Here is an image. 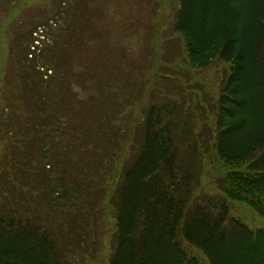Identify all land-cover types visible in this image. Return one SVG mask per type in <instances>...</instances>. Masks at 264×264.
I'll return each mask as SVG.
<instances>
[{"label": "trees", "instance_id": "16d2710c", "mask_svg": "<svg viewBox=\"0 0 264 264\" xmlns=\"http://www.w3.org/2000/svg\"><path fill=\"white\" fill-rule=\"evenodd\" d=\"M18 1L0 0V11ZM176 1L162 41L172 45L177 36L198 69L214 60L229 65L213 125L215 152L229 165L220 185L225 198L196 192L202 166L193 129L173 115L174 105L158 99L142 112L130 154L116 169L112 159L121 157L131 130L111 122L115 104L108 119L85 131L84 96L68 97L71 78L85 77L87 66L97 64L66 67L55 53L68 52L74 17L62 25L56 20L54 31L48 25L42 39L33 37L42 19L27 24L19 17L14 42L26 58L16 56L19 67L10 71L16 81L9 86L15 92L21 85L15 112L24 140L14 134L17 125L0 120L11 143L0 168V264H75L71 257H93L101 246L96 200L105 194L114 221L108 264H202L184 243L209 264H264V229L230 216L226 202H246L264 217V0ZM67 4L83 11L76 0ZM167 48L162 51L169 55ZM120 86L102 83L100 92L114 100ZM114 171L118 176L108 178Z\"/></svg>", "mask_w": 264, "mask_h": 264}, {"label": "rangeland", "instance_id": "374dc122", "mask_svg": "<svg viewBox=\"0 0 264 264\" xmlns=\"http://www.w3.org/2000/svg\"><path fill=\"white\" fill-rule=\"evenodd\" d=\"M76 1L77 7L82 6L83 11L68 10L67 0H61L59 5L58 0H19L13 8L0 11V120L5 118L7 122L17 125L19 129L14 134L20 137V118L15 112V107L20 104L16 98L20 97L21 85L20 90L15 92L14 87L9 86L11 81H16L14 76H10V71L19 67L16 56L25 59L26 54L22 53L14 42L13 24L19 17L24 18L27 24L42 19L43 26H37L33 34L35 37L36 34H45L48 25L54 27L56 20L62 25L68 22V17H74L69 28L71 45L68 52L55 53L66 67L85 68L86 64H97L93 70L87 66L85 77L75 76L70 82L68 97L77 99L78 96H84L81 98V105L86 113L84 112L81 118L82 129L86 131L95 124L100 125L104 118L108 119L106 114L109 113L110 106L115 104L110 111L113 117L111 122L120 129L126 127L131 130L129 140L120 148L123 152L121 157L112 159H118V169L134 145L132 140L139 132L137 123L146 106L154 99L172 104L176 108L173 115L182 125L185 124L186 130L193 129L192 134L195 136L202 166L196 192L224 197L220 185L224 170L229 165L220 160L215 152L213 125L215 103L229 65L214 60L208 68L198 69L185 57L183 44L177 36L175 40L171 38L172 45L162 41L172 23L177 7L176 0H81L79 6L80 0ZM56 7L58 10L53 18L51 11ZM50 19L53 21H48ZM54 29L55 27L53 31ZM91 36L98 37L99 41L95 42ZM38 37L42 39L41 36ZM77 39L80 42H77ZM38 44L40 42L36 40L33 46ZM164 45L168 47L169 55L163 53ZM33 49L31 47L27 50L28 58H31L30 52ZM27 67L31 68L30 65ZM22 71H19V75L23 74ZM109 81L119 82L121 85L116 90L114 100H106L107 97L100 92L102 83ZM11 103H15L14 107L6 109ZM115 117L116 120L113 121ZM3 130H0V168L7 164V151L11 148L9 139L1 133ZM116 174L115 171L108 172V178H115L114 176H118ZM96 192L94 194L99 196L98 191ZM96 202L101 246L93 257H71L72 263L108 264L111 253L110 239L114 229L113 209L108 205L106 194L97 198ZM226 202L230 216L239 219L251 229L264 228V217L259 216L246 202L227 199ZM184 246L191 255L199 258L202 264H209L198 250L185 243Z\"/></svg>", "mask_w": 264, "mask_h": 264}]
</instances>
